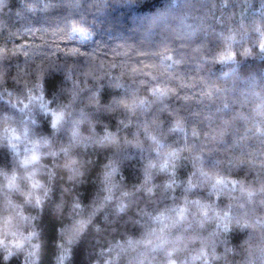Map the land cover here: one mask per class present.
<instances>
[{"label":"clouds","instance_id":"1","mask_svg":"<svg viewBox=\"0 0 264 264\" xmlns=\"http://www.w3.org/2000/svg\"><path fill=\"white\" fill-rule=\"evenodd\" d=\"M0 264H264V0H0Z\"/></svg>","mask_w":264,"mask_h":264}]
</instances>
